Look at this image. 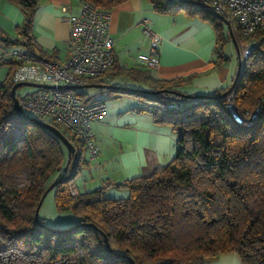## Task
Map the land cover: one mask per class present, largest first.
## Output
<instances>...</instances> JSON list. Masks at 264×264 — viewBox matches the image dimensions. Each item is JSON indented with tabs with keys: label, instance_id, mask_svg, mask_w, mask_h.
Wrapping results in <instances>:
<instances>
[{
	"label": "trees",
	"instance_id": "obj_1",
	"mask_svg": "<svg viewBox=\"0 0 264 264\" xmlns=\"http://www.w3.org/2000/svg\"><path fill=\"white\" fill-rule=\"evenodd\" d=\"M6 1L20 9L23 20L16 27L18 37L0 28V47L7 52L24 46L38 57L55 61L34 41L38 0ZM84 1L108 12L126 0ZM146 1L156 12L184 10L209 22L215 31L216 65L229 60L224 53L227 43L237 49L233 38L241 36L240 28L231 35L213 9ZM253 36L257 45L240 63V79L230 89L233 79L206 97L168 91L150 95L121 85L97 88L138 97L143 110L158 114V120L169 125L177 149L168 163L148 175L76 195L70 193L68 183L83 165L84 147L55 124L77 148L71 165V154L54 133L19 115L10 93L18 61L0 55V66H6L0 80V264H206L208 257L221 252H235L241 264H264V33ZM123 72L134 77L142 74L148 84L144 89L150 90L180 91L186 81L155 79L135 68ZM102 77L88 83H105ZM230 91L245 119H249L246 110L257 108L249 125L231 117L226 107ZM74 92L83 101L92 98L84 91ZM163 98L180 106L168 107ZM159 100V106H154ZM53 180L57 209L77 218V224L63 230L50 229L34 216ZM111 184L127 188L128 195L104 196V188ZM106 241L115 255L107 252Z\"/></svg>",
	"mask_w": 264,
	"mask_h": 264
},
{
	"label": "crops",
	"instance_id": "obj_2",
	"mask_svg": "<svg viewBox=\"0 0 264 264\" xmlns=\"http://www.w3.org/2000/svg\"><path fill=\"white\" fill-rule=\"evenodd\" d=\"M62 5H70L74 13L79 5L74 0H38L34 16V41L46 55L61 61L68 55L67 40L70 25L63 20ZM110 33L113 39L114 71L102 77L105 83L132 88H148L142 74L127 76L129 68L146 71L155 79L182 77L179 86L185 93L210 94L227 85L236 75L237 59L220 65L214 62L215 31L198 15L184 10L159 13L146 0H126L108 11ZM141 17H147L151 28L161 35L159 68L143 66L138 55L147 50L148 39L143 33ZM20 9L6 0H0V28L10 37H18L16 27L22 23ZM37 52V51H36ZM37 54V53H36ZM0 55H6L0 47ZM92 99H103L106 114L92 122L94 142L98 154L91 158L84 149L83 165L72 180L78 192L91 191L106 183H124L128 179L145 176L156 166L168 163L176 153V139L169 125L161 122L158 114L143 110L141 100L131 94H113L98 90ZM108 95V97L105 96ZM125 187L113 184L104 188L107 197H125ZM206 264H241L235 252H221L207 258Z\"/></svg>",
	"mask_w": 264,
	"mask_h": 264
},
{
	"label": "built area",
	"instance_id": "obj_3",
	"mask_svg": "<svg viewBox=\"0 0 264 264\" xmlns=\"http://www.w3.org/2000/svg\"><path fill=\"white\" fill-rule=\"evenodd\" d=\"M79 5V12L74 13L70 5H62L63 20L70 25L68 55L61 61H50L38 57L35 52L24 47L14 46L6 55L16 61L11 81L33 82L45 85L77 84L85 85L89 81L108 73L114 62L113 39L110 33L108 12L92 7L84 0H74ZM205 3L208 8L224 16L229 33L235 34L238 26L241 36L233 41L237 46L241 63L257 45L253 34L264 33V0H196ZM143 33L148 39L147 50L138 55L140 63L150 70L159 68V43L161 35L150 26L147 17L140 19ZM23 110L52 124H57L73 135L91 158L98 154L94 142L92 122L102 118L107 112L103 99H83L74 89L60 87H37L31 93L17 96ZM168 107H178L179 102L163 98ZM159 101L154 106H159ZM226 107L231 117L238 123L249 125L257 114L246 110L249 119H245L236 108L233 91L226 96ZM73 165V163L71 164ZM69 191L76 195L78 190L69 182Z\"/></svg>",
	"mask_w": 264,
	"mask_h": 264
},
{
	"label": "water",
	"instance_id": "obj_4",
	"mask_svg": "<svg viewBox=\"0 0 264 264\" xmlns=\"http://www.w3.org/2000/svg\"><path fill=\"white\" fill-rule=\"evenodd\" d=\"M169 1L176 2V3H184V4L193 5V6L197 7V8H208V6L205 3L199 2V1H196V0H169ZM218 17L224 22V24H226V25L228 24V22L224 18V16L218 14ZM240 63H241V61H240L239 53H238V68H237L236 75L234 76L233 81H232L229 89L232 88V86L240 79ZM21 85H30V86H35V87H60V88H70V89H77V88H82V87H85V88L86 87L87 88L88 87H93V88H102V89H112V88L118 87L117 85L110 84V83H88V84H85V85H77V84L45 85V84H38V83H33V82H16V83H14L12 85V87L10 89V93H11V96H12L13 101H14L15 109L19 113V115H21L23 118L30 119V120L36 122L38 125L46 128L49 131H51L52 133H54L55 136L58 137V139H60V141L66 147L67 151L71 154L72 163H74L76 161V158L78 156L77 148L69 140V138L64 133H62V131L59 128H57L54 124H52L50 122H47V121H44L42 119H39V118H37L35 116H32V115H30L29 113H27V112H25L23 110V108L19 104L17 96L15 94L16 89L19 86H21ZM123 88L129 89V87H123ZM138 91H142V92L148 93L150 95H156V94H158L160 92L168 91V92H171V93H174V94H177V95H180V96H184V97H189V96L206 97V96H209V95H204V94L193 95V94L184 93V92H181V91H178V90H167V89L150 90V89H141L140 88V89H138ZM211 97L216 98L217 96H211ZM66 170H67V166L64 167V171H66ZM55 182H56V180H53L47 186V188L45 189V191H44V193L42 195V198H43L45 192L54 186ZM42 198H41V200H42ZM41 200L39 201V203H38V205L36 207L35 214H34L35 218H38V211H39ZM106 249H107V252L110 255H115V253L110 249L109 244L107 243V241H106Z\"/></svg>",
	"mask_w": 264,
	"mask_h": 264
},
{
	"label": "rangeland",
	"instance_id": "obj_5",
	"mask_svg": "<svg viewBox=\"0 0 264 264\" xmlns=\"http://www.w3.org/2000/svg\"><path fill=\"white\" fill-rule=\"evenodd\" d=\"M224 53L229 57V59L234 64L236 63L237 49L232 42H229L226 44ZM5 72H6V66L1 65L0 66V80H2V78L4 77ZM36 89L37 87L35 86L21 85L16 89L15 93H16V96H20V95L31 93L35 91ZM76 90L84 91L91 97H95L96 95L95 93L97 91L96 88H93V87H88V88L82 87V88H77ZM105 96L108 97V95L106 94ZM54 194H55V189L54 187H52L45 192L41 200L39 211H38V216L39 218L42 219L43 224L50 229H56V230H63V229H66L68 227H71L77 224V218L71 212L69 211L60 212L57 209L55 205V201H54ZM127 195H128V190L126 191L125 195H122V196H127ZM104 196L106 195L104 194ZM114 197H119V195H114Z\"/></svg>",
	"mask_w": 264,
	"mask_h": 264
}]
</instances>
